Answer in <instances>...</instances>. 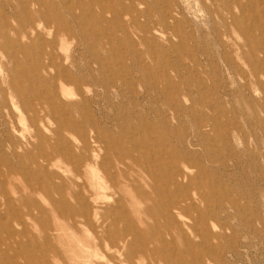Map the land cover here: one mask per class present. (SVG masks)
Instances as JSON below:
<instances>
[{
    "label": "rangeland",
    "instance_id": "374dc122",
    "mask_svg": "<svg viewBox=\"0 0 264 264\" xmlns=\"http://www.w3.org/2000/svg\"><path fill=\"white\" fill-rule=\"evenodd\" d=\"M226 5L242 15L235 0H0L3 201L6 193L21 196L12 190L33 177L37 188L47 182L49 193L59 198L53 185L78 180L70 158L80 152L78 132L96 119L95 130L106 140L98 163L107 157L103 169L118 179L125 165L117 153L130 144L123 135L109 134L124 129H134L150 145L160 143L164 150L155 151L169 168L175 165L172 156L182 169L190 168L186 190L196 209L186 220L194 233L205 228L190 235L203 262L264 264V71L246 57L255 53L264 59L258 44L264 41V21L235 27ZM15 88L27 92L26 108L35 112L20 105ZM49 94L57 96L54 113L41 109ZM74 101L84 111L64 109ZM124 161L131 163L129 157ZM37 188L22 191L25 202H18L16 212L24 218L36 202L53 217L47 193ZM1 226L3 243L10 241L6 230L22 228L0 219ZM81 231L88 235L86 227ZM63 244L57 242L58 248ZM185 249L166 253L177 258Z\"/></svg>",
    "mask_w": 264,
    "mask_h": 264
},
{
    "label": "bare ground",
    "instance_id": "6f19581e",
    "mask_svg": "<svg viewBox=\"0 0 264 264\" xmlns=\"http://www.w3.org/2000/svg\"><path fill=\"white\" fill-rule=\"evenodd\" d=\"M235 4L242 15L236 14L231 5H226L224 9L230 13L231 22L235 27L250 19L254 22L264 21V0H235ZM247 9L254 10V13L243 16ZM260 29L262 30V27ZM258 44L264 50V41ZM246 57L252 65L264 71V59L259 58L255 53ZM14 90L20 105L28 111L32 109L35 112L36 110L31 106L26 108L27 92L18 88ZM68 93L65 90L63 92L64 95ZM56 97L55 94L44 97L46 105L43 104L41 109L54 113L55 109L52 105ZM65 104V110L79 108L84 111L83 105L77 101L72 102L71 105ZM67 124H72L70 126L73 128L78 126L73 121ZM95 127H97L96 119L90 118V127L84 126L78 132L76 146L80 152L77 151L76 158H70L71 174L77 176L78 180L72 181V178H69L71 184L66 180H62L63 183L60 185L54 183L53 190H56L59 198L52 197L47 182L42 186L39 184L37 188L38 185L35 183L37 177L26 181L24 187L15 186L12 193H21V196L13 198L6 193V203V200L3 201L0 196V219L8 225L17 223L22 227L6 230L10 241L0 242V264H111L114 258L119 259L117 264H160L161 259L168 264H192L190 253L193 254L194 264H212L211 261L203 262L200 254L194 253L199 245H195L190 237L192 234L199 236L205 228L201 230L196 228L194 233L186 220L187 214L192 209H196L193 198L186 190L190 168L182 169L178 166L173 161L178 156L171 157L170 161L175 165L169 168L167 159H163L160 157L163 155L155 151V149L164 150L160 143L155 142V145H150L145 139L138 140L136 138L138 132H133L134 129L128 133L124 132V129L120 130L119 135L109 134L112 139L123 135L128 138L125 140L130 144V149L117 153V160L125 165L120 169L119 176L123 178L120 180L114 171L103 169L107 157L102 160V166L98 163L103 150L102 143L106 140L95 130ZM130 133L135 135L130 136ZM125 140H121L119 144L121 145ZM134 151L138 152L137 156L133 154ZM127 157L131 160L129 164L124 161ZM50 160L48 159L47 163H50ZM43 168L45 167L40 166L41 171H44ZM129 170L135 172V177H129ZM35 187L47 193L52 206L50 211L53 213V217H50L47 207L36 202L33 203V208L26 210L25 217L37 224L35 228L39 232L31 229L28 220L16 212L20 209L18 202L22 200V205L25 202L22 191L29 188L35 190ZM125 191H128L129 197L125 195ZM4 192L6 189H2L0 195ZM112 200V204L103 208V204ZM187 200L191 203L188 204ZM123 202L125 204L121 207L120 204ZM4 204L7 207L6 213L1 212ZM141 204L145 206L138 207ZM7 216L10 221L4 219ZM81 226L86 227L88 233L86 237L81 231ZM0 228L4 229L2 226ZM173 230L175 233L172 232ZM60 241H64L62 249L57 245ZM180 247L186 249L177 252V258L166 253L167 249L173 251ZM88 252L91 253V258L87 255ZM147 260L149 261L145 262Z\"/></svg>",
    "mask_w": 264,
    "mask_h": 264
}]
</instances>
